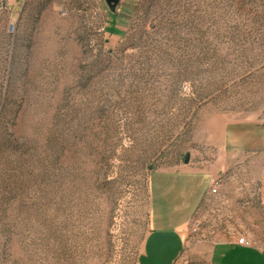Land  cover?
Wrapping results in <instances>:
<instances>
[{
	"label": "rangeland",
	"instance_id": "obj_1",
	"mask_svg": "<svg viewBox=\"0 0 264 264\" xmlns=\"http://www.w3.org/2000/svg\"><path fill=\"white\" fill-rule=\"evenodd\" d=\"M121 6L0 0V264H137L156 170L221 184L175 264L264 249V164L224 146L227 124L264 126V0Z\"/></svg>",
	"mask_w": 264,
	"mask_h": 264
},
{
	"label": "crops",
	"instance_id": "obj_2",
	"mask_svg": "<svg viewBox=\"0 0 264 264\" xmlns=\"http://www.w3.org/2000/svg\"><path fill=\"white\" fill-rule=\"evenodd\" d=\"M125 1V0H123ZM116 10L119 14L122 3ZM113 15V14H112ZM225 150L236 154H253L264 164V126L254 123H229L225 129ZM264 174V165H263ZM157 214L152 216L150 189V231L137 264H175L182 254L191 222L202 204L213 198L215 174L190 169L156 170ZM150 176V179L152 177ZM203 179L209 185L203 187ZM152 180V179H151ZM150 180V186H151ZM264 205V184L262 189ZM213 264H264V249L244 247L235 240L220 239L211 252Z\"/></svg>",
	"mask_w": 264,
	"mask_h": 264
},
{
	"label": "built area",
	"instance_id": "obj_3",
	"mask_svg": "<svg viewBox=\"0 0 264 264\" xmlns=\"http://www.w3.org/2000/svg\"><path fill=\"white\" fill-rule=\"evenodd\" d=\"M13 27H14V25L11 26L12 29H13ZM220 187H221V184H220L219 180L218 179H214L212 181L211 194L213 196H216L219 193ZM200 226H201V223L199 221H195L193 223L192 230L194 232H197V231H199ZM237 243L239 245H241V246H244V247H248V248L253 247L252 241L249 240L246 237L239 238V240L237 241Z\"/></svg>",
	"mask_w": 264,
	"mask_h": 264
},
{
	"label": "water",
	"instance_id": "obj_4",
	"mask_svg": "<svg viewBox=\"0 0 264 264\" xmlns=\"http://www.w3.org/2000/svg\"><path fill=\"white\" fill-rule=\"evenodd\" d=\"M122 1L123 0H104L105 4L112 13L116 12L117 8L119 7ZM189 162H190V154H187L184 163L188 164Z\"/></svg>",
	"mask_w": 264,
	"mask_h": 264
}]
</instances>
